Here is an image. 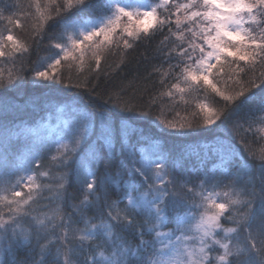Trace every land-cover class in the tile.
<instances>
[{
    "label": "snow or ice",
    "instance_id": "1",
    "mask_svg": "<svg viewBox=\"0 0 264 264\" xmlns=\"http://www.w3.org/2000/svg\"><path fill=\"white\" fill-rule=\"evenodd\" d=\"M21 16L31 41L13 35ZM0 25V63L12 65L0 68V89L31 72L110 106H77L47 157L33 145L11 160L0 123V264H264V0H31L27 11L0 0ZM46 35L49 54L26 68ZM158 37V62L109 88V57L120 53L118 72ZM112 109L155 110L154 123L177 136L219 129L209 145L219 163L193 177L178 172L182 158L146 157L121 126L131 117L113 120Z\"/></svg>",
    "mask_w": 264,
    "mask_h": 264
},
{
    "label": "trees",
    "instance_id": "2",
    "mask_svg": "<svg viewBox=\"0 0 264 264\" xmlns=\"http://www.w3.org/2000/svg\"><path fill=\"white\" fill-rule=\"evenodd\" d=\"M30 2L31 0H4V3L22 5L25 11L28 10ZM181 2H185V0H181ZM17 14L19 15V13ZM5 15H8V13H5ZM21 20L25 25L24 29H14L13 35L31 41L30 26L32 21L24 20L22 16ZM159 39L160 37L153 42L151 47L140 45L135 50H130L126 57L129 62L121 66L118 72H113V69L115 64L120 62V53L117 51L115 55L110 56L109 62L113 65V69H108L111 74V81L108 83V87L111 88L112 85L121 83L126 84L134 75L143 74L149 63L158 62L153 61L152 56L153 48L159 43ZM48 45L47 35L39 48L33 45L26 57L28 62L25 67H34L35 62L40 57L48 55L50 52ZM146 57L147 60L145 59ZM104 66L106 67V65ZM11 67V63H0V68L3 69L5 75H7ZM164 67L166 68L167 64ZM31 75V72H29L28 78L20 81L15 87H10L7 90L0 89V123L6 122L9 126L12 143L8 149V155L13 161H18L19 157L26 155L30 147L36 145L32 128L39 122L49 118L52 114H59V109H70L71 107L76 110L77 106H79V111L87 108L90 112H99L101 107L104 106V98L97 99L95 93H90L86 89L66 87L64 84H55L47 81L37 84L32 81ZM65 76H67L66 69ZM73 82H75V76L73 77ZM175 111L179 112L181 117H186L189 121L192 120L191 109L186 110V106L180 102L179 97H177ZM112 113L113 120H118L123 116L131 117L130 120L122 121L121 126L131 135V142L136 146L137 151L140 148H146L147 145H153L158 152L170 155L174 159L182 158L180 162L184 166L178 169L179 173L191 174L195 177L197 168L204 169L205 166L211 168L213 162L219 163L218 159L214 161L209 154V145L216 143L214 137L221 135L219 129L213 132L200 130L186 136H177L166 132L154 123L157 115L155 110L152 115L147 117L138 116L136 113H121L116 109H112ZM173 114H169V119H171ZM5 117L6 120L4 119ZM2 141L3 132L0 131V143ZM225 143L227 142L225 141ZM43 146L45 151L46 145L43 144ZM256 150L259 154V149L257 148ZM3 151L4 148L0 146V153H3ZM68 192L73 193L76 198L72 201L73 203L82 198L81 192L74 181L69 186ZM20 255L22 256L23 253H20ZM0 257V261H3L4 253L2 250H0Z\"/></svg>",
    "mask_w": 264,
    "mask_h": 264
},
{
    "label": "rangeland",
    "instance_id": "3",
    "mask_svg": "<svg viewBox=\"0 0 264 264\" xmlns=\"http://www.w3.org/2000/svg\"><path fill=\"white\" fill-rule=\"evenodd\" d=\"M59 114H52L46 120L39 122L34 128H32L36 145L45 144L46 150L44 151L45 156L48 155V149H55L58 141H61V137L64 136L66 126L74 115V110L70 107L65 109H59ZM66 139V138H65ZM63 142V141H61ZM71 147V145H69ZM138 152H142L146 157H152L153 153H157V149L153 145H147L146 148H140ZM28 154V151L26 155ZM19 157L18 160L23 159L24 156ZM154 158V157H153ZM80 160H83V155L80 156ZM86 163V162H85ZM45 166L48 164V160L44 161ZM171 227V225H169ZM1 258V257H0Z\"/></svg>",
    "mask_w": 264,
    "mask_h": 264
}]
</instances>
